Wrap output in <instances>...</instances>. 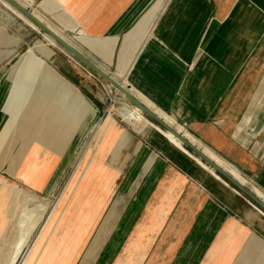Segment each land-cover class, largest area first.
<instances>
[{
	"label": "crops",
	"instance_id": "crops-1",
	"mask_svg": "<svg viewBox=\"0 0 264 264\" xmlns=\"http://www.w3.org/2000/svg\"><path fill=\"white\" fill-rule=\"evenodd\" d=\"M36 5L35 11L28 7L43 22L102 69L120 74L121 85L143 104L160 117H173L175 128L189 132L238 170L244 185L250 181L264 195V0H36ZM61 54L47 59L57 74L43 66L34 87L26 85L38 61L32 57L11 72L18 82L0 86L5 177L42 195L84 139L88 143L76 161L87 152L95 161L84 185L59 204L66 214L33 235L23 264H83L112 223L108 264H248L252 250L259 252L256 264H264V219L247 199L132 118L128 106L136 108L114 97L109 83ZM42 74L50 78L45 93ZM116 104L127 124L115 118ZM62 180L54 194L61 193Z\"/></svg>",
	"mask_w": 264,
	"mask_h": 264
},
{
	"label": "rangeland",
	"instance_id": "rangeland-1",
	"mask_svg": "<svg viewBox=\"0 0 264 264\" xmlns=\"http://www.w3.org/2000/svg\"><path fill=\"white\" fill-rule=\"evenodd\" d=\"M33 4L30 6V8L36 10L35 9V7L37 8L36 0H35V6ZM145 14L146 13H144L136 21V23L129 29V31L125 34V36L138 24V22H140L142 20V18H143V16ZM156 18H157V15H155V18H154L150 28L148 29L147 35L150 33V31H151V29H152V27H153V25H154V23L156 21ZM124 37H123V39H124ZM123 39H122V42H123ZM39 41H44V38H43V36L40 33H38L35 30H33L24 21H22L20 18L16 17L14 14H12L9 10H7L0 3V82L2 81L0 83V86L3 83L7 84V83H11L13 81H17L18 76H16L15 73L10 75L6 80H2V79L4 77V74L8 70H13L14 64L16 63V60H17L18 56L23 54L24 52H26L29 49V47L34 46ZM38 47L44 53V51L41 49V43L38 44ZM50 48L53 51L54 55L56 53H60V54L64 53V55H66L67 57L74 59L67 52H64L63 50H61V49H59L57 47H52L51 46ZM50 53L51 52L49 50L48 53H44V54L47 55V56H50ZM36 54H37V56L41 57V54H39V53H36ZM61 55H63V54H61ZM42 66H48V65L43 63ZM34 67H35V69L27 76L26 85L28 87H30V88L34 87V71L37 70V69H41V63L40 62H35ZM50 70H51V68H50ZM46 71H47V73L50 72V71H48L47 67H46ZM41 72L43 73V71H41ZM112 72H115V71H112ZM24 76H25L24 73H22L19 82H21L23 80L22 78ZM43 77L44 78H43L42 88H46L47 89V86L50 83V78H49L48 74H44ZM0 91H1V95L5 93V90H0ZM114 93H115V91H114ZM118 95H119L118 97H121V99H122L121 102L122 103H128L119 92H118ZM114 107H115L114 111H116L117 108H118V104H116ZM123 107H126L124 109L129 110V108L127 106H123ZM119 110H120V107L118 108V110H117V112L115 114V118L125 124V122L122 121L120 115L118 114ZM130 113H131L132 118L142 120L140 117H138L136 115V113L134 111L133 112L130 111ZM98 118H99V115H98ZM148 120L151 121L150 119H148ZM151 122H153V121H151ZM176 126H178V125H175V127ZM154 131H156V130H154ZM95 135H96V137L98 139H100L103 136V134H101V132H100V127L96 130ZM160 136H162V135L160 134ZM87 139H89V138H87ZM85 140L86 139H84L82 141L81 147H79L77 149L74 158H72L71 160H69V158H70V156L72 154V152L70 150L71 153L69 152V154L67 155L66 160L64 161L62 167L59 169V171H58L57 175L55 176V178L53 179V181H52L51 185L49 186V189H48L46 194L39 195V194L32 193L29 190L25 189L20 184L16 183L14 180L8 178L7 176L5 177L4 174L0 173V177L5 179L8 182V184L16 185L19 188H21V189H23V190H25V191H27L29 193L35 194L37 196V198H31V199H29L26 202V204L24 205L26 208H33L39 202H43V203H45L48 206L47 211L44 212V211L40 210L38 212V215L39 216L41 215V218H40L39 227L37 228L35 233L40 232V230H42V228L44 227L46 222L49 221L51 218H56V217L60 218V217H62V216H64L66 214V210H64L62 208L63 206H60L59 204L61 202H64L67 199L66 197L68 196L69 191H71L72 189L74 190V189H77V188H81L84 185V183L87 180V178L89 177L90 173L92 172L94 164H95V161H92V157L90 155V152H87L85 157L80 159L78 162L76 161L82 155L84 149L86 148V145H87L86 143H88V140H86V141ZM75 157H76V159H75ZM74 159H75V161H74ZM69 166H70V168H69L70 170L66 172L67 167H69ZM73 167H74V171L72 173ZM63 176H64V178H63ZM61 180H62L61 189L62 188L63 189H62V191H61V193L59 195L58 194H54V192H55V190H56V188H57V186H58V184H59V182ZM39 182H41L40 179H39ZM249 183H250V185H248V187L250 189H251L252 185L256 186L254 183H252L250 181H249ZM72 196H73V194L70 195V197H72ZM240 198H242V197H240ZM16 204H17L16 200H13L12 208H15ZM4 214H5L6 218L3 220V222L0 221V239L3 238V236H6L9 233L10 228H11V222H13L11 220V217H10L9 206L5 207V213ZM115 227H116V224L112 223L111 225L106 226V228L103 229V232L101 233V239L94 243V247L91 248V251H92L91 255L87 258V260H85V263H83V264H108L110 258L107 257L106 254L108 255V252H107L108 250L113 249V242H109L108 239L110 238V236H112ZM15 234H16V231L12 230V232L10 234V238H9L8 244L5 247L3 254L1 253V256L3 255L1 257V260H0L2 264H4L6 259H7V256L9 254V252H10V246H11L12 240L14 239L13 237H15ZM32 238H33V236H32ZM32 240L29 243V245L32 243ZM29 245H28V247H29ZM28 249L29 248H27V251H26L25 255L20 259L18 264H23V262H24V260L26 258V255L28 253ZM248 254H249L248 257L246 258L248 264H256L259 261V256H258L259 252L257 250H252Z\"/></svg>",
	"mask_w": 264,
	"mask_h": 264
},
{
	"label": "bare ground",
	"instance_id": "bare-ground-1",
	"mask_svg": "<svg viewBox=\"0 0 264 264\" xmlns=\"http://www.w3.org/2000/svg\"><path fill=\"white\" fill-rule=\"evenodd\" d=\"M20 5H22L24 8L30 10L36 17H38L36 15V13H34L33 11H35L33 9V11L29 8L32 4H33V0H16ZM0 3L7 9L9 10L12 14H14L15 16L20 17L21 19L24 20V22L31 27L33 30H35L38 33H42L44 41H39L34 45L35 49L40 50V48L38 47V44L41 43V49H46L48 48L50 50V56L45 55L42 51V57L37 56L35 54H33V52L28 49L25 53L21 54L20 57L16 60V63L14 64V68L13 70L16 71L17 70V65L18 63L23 60L26 61V57H32V58H36L38 59V61L36 62H40L41 63V69H37L35 70V74L34 77L35 79L37 78L38 75V71H42L43 70V66L42 64L45 63L46 65H48L51 70L57 74V72L55 70L52 69V67L47 63V59H49L52 55H53V51L51 50V46L53 47V44H56L59 46V44L52 38L50 37L47 33L43 32L37 25H35L33 22H31L29 19H27L19 10H17L13 5H11L9 2H7L6 0H0ZM29 6V7H28ZM39 18V17H38ZM40 19V18H39ZM41 20V19H40ZM42 21V20H41ZM45 23V22H44ZM46 24V23H45ZM49 26V25H48ZM50 27V26H49ZM53 29V28H52ZM54 30V29H53ZM55 31V30H54ZM58 35H60L57 31H55ZM63 39H65L68 43H70L71 45H73L71 42H69L65 37H63L62 35H60ZM74 46V45H73ZM60 47V46H59ZM75 47V46H74ZM76 48V47H75ZM62 49V48H61ZM77 49V48H76ZM79 50V49H78ZM64 51V50H63ZM80 51V50H79ZM81 52V51H80ZM82 53V52H81ZM88 58V57H87ZM91 60V59H90ZM92 61V60H91ZM96 64V63H95ZM97 65V64H96ZM100 67V66H99ZM101 68V67H100ZM102 69V68H101ZM108 69V68H107ZM13 70H9L6 74L7 76H10L11 72ZM104 70V69H103ZM105 71V70H104ZM109 72V71H106ZM113 78L115 79V81H117L120 85H121V75L120 74H116L115 73H111V71L109 72ZM26 75V74H25ZM60 77V76H59ZM62 80H64L62 77H60ZM37 80V79H36ZM65 81V80H64ZM18 82V81H16ZM72 89L73 87L67 82L65 81ZM124 81H122L123 83ZM128 83V82H127ZM122 86V85H121ZM124 89H126L124 86H122ZM44 93L46 92V88H44ZM117 90V89H116ZM127 90V89H126ZM69 91L68 86H64L61 94L66 95V93ZM118 91V90H117ZM75 92V91H74ZM131 93V92H130ZM132 94V93H131ZM133 95V94H132ZM137 98V97H136ZM138 99V98H137ZM139 100V99H138ZM81 101L79 100V104L80 105ZM123 107V104H121ZM145 105V104H144ZM133 106V105H132ZM130 109H132V111H134L136 113V115L138 117H140L144 123L156 130V132H158L159 134H161L163 136V138L170 143L171 145H173L175 148H177L179 151H181L184 155H186L188 158L192 159V161H194L202 170H204L208 175L214 177L217 181H220L221 184H223L225 187H228V184L226 181H224L222 179V177L215 172V170L209 166L207 163H204L199 157L195 156L193 153H191L189 150H187L184 146V144L181 142V140H179L174 134H172L171 132L162 129L160 126L154 124L153 122L149 121L148 118L145 117V115L141 112V110L135 106L136 109L132 108L131 106ZM149 108V107H148ZM150 109V108H149ZM144 116H143V115ZM165 114V113H164ZM161 117H163V119L172 127H174L175 124V119L173 117H169L166 115H161ZM109 122L114 123L113 120H109ZM125 122V121H124ZM107 123V124H108ZM126 123V122H125ZM127 124V123H126ZM107 126V125H106ZM105 126V129H106ZM178 131H180L181 133H183L192 143H194L195 145L200 146L203 151L213 160L215 161L218 165H220L221 167L225 168L227 171H229V173H231L235 179H237L238 181H240L242 184H246L247 180L240 174V172L232 167H229L220 157H218L217 155H215L210 149H208L207 147H204L200 144L199 141H197L196 138H194L189 132H187L186 130H183L182 127H178L177 128ZM105 131V130H104ZM104 134V133H103ZM248 185V184H247ZM230 192L232 194H234L237 197H241L240 193L238 190H236L235 188H229ZM257 195L264 201V195L257 189H255ZM31 198H37V196L35 194L29 193L21 188H19L16 185L13 184H8V182L0 177V221L3 222V220L6 218L5 217V207L9 206V212H10V217L11 220L13 222H11V228L9 233L6 236H3V238L0 239V260H1V253L3 254L5 247L8 244L9 238H10V234L12 232V230L16 231L15 237H13L14 239L12 240L11 246H10V252L7 256V259L5 261L4 264H18L20 259L25 255L28 245L32 240V236L34 235L35 231L37 230V228L39 227L40 224V218L41 215H38V212L41 211H47L48 206L43 203V202H39L37 203L33 208H26L24 205L26 204V202L31 199ZM243 199H245L244 197H242ZM13 200H16L17 204L15 206V208H12V202ZM32 201V200H31ZM246 202L248 203V205L250 206L251 209H253L254 211H256L263 219H264V212L262 210H260L257 206H255L254 204H252L251 202H249L248 200H246ZM50 204V203H49ZM8 213V212H7ZM2 224V223H1ZM14 233V232H13ZM11 242V241H10ZM7 251V250H6ZM4 261V260H3ZM0 264L1 261H0Z\"/></svg>",
	"mask_w": 264,
	"mask_h": 264
},
{
	"label": "water",
	"instance_id": "water-1",
	"mask_svg": "<svg viewBox=\"0 0 264 264\" xmlns=\"http://www.w3.org/2000/svg\"><path fill=\"white\" fill-rule=\"evenodd\" d=\"M6 1L13 5L17 10H19L27 19L37 25L43 32L47 33L50 37H52L65 52L71 55L84 68L109 83L113 91L119 92L130 105L139 108L148 119L153 121L162 129L174 134L179 140H181L184 146L188 148L194 155L198 156L202 161L211 166L215 170V172L218 173L230 186L238 190L239 193L244 196V198H246L249 202L257 206L260 210L264 212V201L252 189L235 179V177L231 173H229V171H227L225 168L221 167L215 161H213L203 151V149L192 143L183 133L178 131L177 128L169 125L164 119H162L154 111L149 109L146 105H144L128 90L124 89L117 81H115V79L109 72H106L101 69L98 65H96L93 61L87 58L73 45H71L60 35H58L51 27H49L38 17H36L30 10L20 5L16 0Z\"/></svg>",
	"mask_w": 264,
	"mask_h": 264
},
{
	"label": "built area",
	"instance_id": "built-area-1",
	"mask_svg": "<svg viewBox=\"0 0 264 264\" xmlns=\"http://www.w3.org/2000/svg\"><path fill=\"white\" fill-rule=\"evenodd\" d=\"M81 65V64H80ZM82 66V65H81ZM83 67V66H82ZM118 95V92H115L114 93V97H116Z\"/></svg>",
	"mask_w": 264,
	"mask_h": 264
},
{
	"label": "trees",
	"instance_id": "trees-1",
	"mask_svg": "<svg viewBox=\"0 0 264 264\" xmlns=\"http://www.w3.org/2000/svg\"><path fill=\"white\" fill-rule=\"evenodd\" d=\"M188 149V148H187ZM189 150V149H188ZM190 151V150H189Z\"/></svg>",
	"mask_w": 264,
	"mask_h": 264
}]
</instances>
